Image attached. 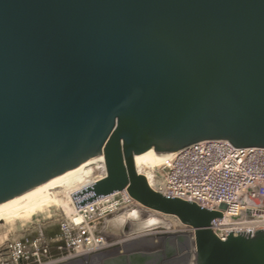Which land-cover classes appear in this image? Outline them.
I'll return each mask as SVG.
<instances>
[{
	"label": "water",
	"instance_id": "water-1",
	"mask_svg": "<svg viewBox=\"0 0 264 264\" xmlns=\"http://www.w3.org/2000/svg\"><path fill=\"white\" fill-rule=\"evenodd\" d=\"M205 140L264 148V0H0V206L102 155L77 210L125 191L194 230L195 264H264V229L221 240L135 169Z\"/></svg>",
	"mask_w": 264,
	"mask_h": 264
},
{
	"label": "built area",
	"instance_id": "built-area-1",
	"mask_svg": "<svg viewBox=\"0 0 264 264\" xmlns=\"http://www.w3.org/2000/svg\"><path fill=\"white\" fill-rule=\"evenodd\" d=\"M151 174L148 184L154 191L222 212V218L214 219L210 225L221 240L228 233L253 234L264 229V148H234L224 140L200 141L177 151ZM137 207L145 209L123 192L101 198L76 210L72 221L60 219V234L55 239L32 235L25 243H1L0 264L83 263L80 258L109 247L103 231H93L94 221ZM172 218L178 235L174 241L185 239L188 243L186 250L180 251L182 257L186 253L184 264H195L194 230ZM57 241L63 243L61 248L52 246Z\"/></svg>",
	"mask_w": 264,
	"mask_h": 264
},
{
	"label": "bare ground",
	"instance_id": "bare-ground-1",
	"mask_svg": "<svg viewBox=\"0 0 264 264\" xmlns=\"http://www.w3.org/2000/svg\"><path fill=\"white\" fill-rule=\"evenodd\" d=\"M176 152L177 151L170 153L156 154L153 150H150L142 154H135L133 156L135 169L137 173L143 175L148 181V183L151 184L150 178L152 176L151 174L152 169L168 163ZM104 169H105L104 159L103 156L101 155L100 162L90 165L86 168H83L75 173H72L66 177H63L55 182H52L46 186H43L35 191H32L26 195H23L15 200H12L0 206V223H11L14 222L15 220L26 218L30 215H34L37 212L42 211L44 207H47L51 203L56 204L58 206V208L65 216V218H63L65 221L67 222L72 221L74 219V213L76 212L77 208L72 200L71 194L83 188H86L92 185L93 183H95L96 181L102 179L105 175ZM123 193L127 195L125 191H123ZM134 202L136 203L137 206L140 205L136 201ZM151 212L153 214L149 215L147 218L142 217L143 212L139 210L138 207L125 213L120 214L119 212V214L117 216L115 215V217H113V214H107L105 216H100L99 218H97L92 224V228L95 233H98V232H102L106 228L108 221L110 223L122 226L128 219H131L141 222V228L146 230L144 233L143 231H141L142 232L141 234H144L146 236L151 234V230L153 229V227L157 228L156 225L160 224V219L158 218V216H156V214H160V213L154 211ZM162 220H164V218ZM61 224H62L61 220L53 221L50 224L43 226L38 230L31 231L30 233L19 234L14 239H12V241L25 243L32 236V234H39V233L43 234V236L49 239H55L60 234ZM154 233L167 234L168 232L160 231ZM168 236L170 237H166L162 239L165 243H170L171 241H174L178 237L176 233H172V232L169 233ZM193 240H194V233H193ZM151 243L152 244L154 243V246L157 244L154 241V239L147 240V244L149 247L151 246ZM184 243L185 242L182 240L181 243L182 247L184 246ZM132 244H131L132 245L131 248L130 245L128 246V248L131 249L133 252H135L133 253V255L134 254L136 255L137 253L143 254L142 257H145L150 260H152L155 257L153 250L157 248L156 246L153 248V250L142 252L139 250L145 247L144 242L139 244L137 243L138 244L137 247H135L136 244L134 243ZM186 244L188 245V243ZM52 246L61 248L63 246V243L61 241L53 242ZM182 247H181V251L186 250L187 248V246L185 248ZM126 254H125L126 258L132 255V253L131 254L126 253ZM185 254L186 253H183L184 261L186 262ZM106 256H107L106 254H102L101 252H99V254L87 255L80 259H82L83 261L82 264H86L84 263L85 261H89L91 263V261L94 260H99L101 264L102 260Z\"/></svg>",
	"mask_w": 264,
	"mask_h": 264
},
{
	"label": "rangeland",
	"instance_id": "rangeland-1",
	"mask_svg": "<svg viewBox=\"0 0 264 264\" xmlns=\"http://www.w3.org/2000/svg\"><path fill=\"white\" fill-rule=\"evenodd\" d=\"M140 210L143 212L142 213L143 218H147L149 215L153 214L151 211H147L145 209H140ZM125 212H128V211L121 210L120 214L125 213ZM118 214L119 212L117 214H113V217H115V215L117 216ZM161 215L162 214H156V216H158V218L160 219V224L156 225L157 228L153 227V229L151 230V234L146 235V236L144 234H141L142 233L141 231H143L144 233L146 230L141 228L140 221L138 222L137 220L128 219L122 226L110 223L108 221L106 228L103 230V233H102L107 243L109 244V247L106 250L101 252L102 254L107 255L104 259L106 260L110 257H119V256L126 257L124 253L133 252L131 249L128 248L129 245L131 248V246L133 245L132 243L136 244L135 247H137L139 243L144 242L145 243L144 246L148 250L150 249L153 250L155 246L158 247L157 246L158 244L154 246V243L153 244L151 243V246L149 247L147 244V240L154 239L156 243L159 242V244H162L164 242L162 240L163 238L170 237L168 236L169 233L171 232L175 233V232H174L173 225H172L174 223V218H172V216H167V215L161 216ZM63 218H65V216L63 215L61 210L58 208V206L56 204L51 203L47 207H44L42 211L37 212L34 215H30L26 218L15 220L14 222H11V223H0V244L5 241L14 239L19 234L30 233L31 231L38 230L41 227L46 226L53 221H57ZM161 218L162 219L164 218V220H162ZM153 231L154 232L161 231V232H168V233L167 234H161V233L156 234ZM32 235H43V234L39 233V234H32ZM96 254H99V253H96ZM98 261L99 260H94V261H91V263L89 261H85L84 263L86 264H98L99 263L100 264V261L99 262ZM78 264H82V262Z\"/></svg>",
	"mask_w": 264,
	"mask_h": 264
},
{
	"label": "flooded vegetation",
	"instance_id": "flooded-vegetation-1",
	"mask_svg": "<svg viewBox=\"0 0 264 264\" xmlns=\"http://www.w3.org/2000/svg\"><path fill=\"white\" fill-rule=\"evenodd\" d=\"M181 243H182V239H179L177 242L171 241L170 243L164 242L162 244H159V246L155 250H153L155 257L152 260L147 259L145 257H135V256L132 257L130 261L128 260V258L122 259L119 257H110L108 258L109 261L107 264H173V263L182 264L183 258L180 255V251H181L180 249L182 247ZM139 251L146 252L149 250L144 247L143 249ZM132 253H135V252H132Z\"/></svg>",
	"mask_w": 264,
	"mask_h": 264
}]
</instances>
